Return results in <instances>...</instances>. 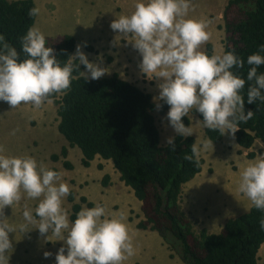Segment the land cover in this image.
<instances>
[{"label": "clouds", "instance_id": "clouds-1", "mask_svg": "<svg viewBox=\"0 0 264 264\" xmlns=\"http://www.w3.org/2000/svg\"><path fill=\"white\" fill-rule=\"evenodd\" d=\"M192 8V0H136L134 11L115 16L110 28L118 33L116 42L130 43L142 56L141 72L149 80L161 81L154 101L157 109L162 107L160 101L169 106L166 118L176 134L184 138L193 135V127L186 126L182 118L195 110L203 117L197 121L203 128L234 136L239 125L254 115L253 111L245 114L242 92L246 82H252L247 102L264 103V73L257 71L264 65V55L260 54L264 53V44L259 52L247 57L251 67L246 79L241 78L232 69L243 68L245 61L233 51L209 56L201 50L211 37L207 30L210 21L187 18ZM39 13V7H33L28 16ZM19 39L24 59L0 34V101L12 109L22 104L39 109L51 104L53 96L67 94L73 80H98L108 72L99 63L90 62L80 44L61 65L54 49L46 46V35L35 25ZM80 65L86 71H80ZM174 140H167L173 152ZM209 148L213 149L210 139L193 143L191 154L183 158L198 166L202 152ZM238 191L264 212V155L242 168ZM70 193L69 184L62 182V173L31 156L0 154V264H9L13 251L9 234L31 229H38L46 242L63 241L64 246L55 256L56 264H124L135 255L133 236L123 214L110 216L105 206L97 204L82 207L72 221L64 207ZM25 199L37 200L38 204L34 209L24 205V222L9 223L4 209H13ZM259 225L264 230V218ZM51 255L44 252L45 258Z\"/></svg>", "mask_w": 264, "mask_h": 264}, {"label": "trees", "instance_id": "trees-1", "mask_svg": "<svg viewBox=\"0 0 264 264\" xmlns=\"http://www.w3.org/2000/svg\"><path fill=\"white\" fill-rule=\"evenodd\" d=\"M33 7L36 5L32 0H0V34L18 52H21L19 38L34 25L36 16H28ZM223 21V53L233 51L245 61L243 68L234 67L232 71L246 79L251 67L247 64V57L259 52L264 44V0H229ZM46 41V46L54 49L61 65L74 53L75 39L70 35L46 37ZM205 53L212 55L211 44H206ZM24 58L21 52V59ZM83 69L80 65V71ZM257 71L258 74L264 73V65ZM250 83L246 82L242 95L245 114L253 111L254 115L247 123H241L234 134L236 144L245 151L256 142L264 144V103L259 100L252 104L247 102ZM58 96L52 97L58 106V133L70 148L80 150L83 167L88 168L97 157L111 162L120 181L140 202L143 219L137 223L136 229L157 232L184 264H258V252L264 246V230L260 229L259 221L264 218V212L253 205L246 213L227 220L217 234H209L205 229L198 234L194 232L191 220L180 207V199L183 186L201 172L203 161L199 159L197 166L183 158L191 154V145L195 143L191 136H174V152L170 145H160V134L152 115L156 106L149 93L113 74L98 80L78 78L73 80L71 90L61 95L59 101ZM159 103L162 105L161 114L169 111L166 103ZM192 113L199 120L203 119L199 112L194 110ZM182 119L186 126L190 125L188 117ZM204 134L212 143L223 139L218 131L204 128ZM258 154L264 155V151L260 150ZM60 156L67 157L66 148H62ZM247 158L253 159L255 154L250 152ZM58 159V156H52L53 161ZM63 165L72 169L67 160ZM109 179L104 175L101 185L107 187ZM73 194L71 191L67 197L72 204L69 215L72 221L81 204L89 208L94 206L85 197L74 203ZM168 235L178 245L170 241Z\"/></svg>", "mask_w": 264, "mask_h": 264}, {"label": "rangeland", "instance_id": "rangeland-1", "mask_svg": "<svg viewBox=\"0 0 264 264\" xmlns=\"http://www.w3.org/2000/svg\"><path fill=\"white\" fill-rule=\"evenodd\" d=\"M32 1L40 9L34 25L39 27L46 37L72 36L75 39L74 53L76 46L80 44L81 50L90 62L99 63L101 67L108 69L102 78L112 72L120 71L123 79L130 81L145 92L150 91L153 96L152 102L156 106L154 97L159 95L157 85L161 81L149 80L141 73L139 65L142 56L130 43L124 40L116 42L115 37L118 33L110 28L115 16L131 14L134 11L136 0ZM228 1L192 0L193 8L188 13L187 18L210 21L207 30L211 33V37L206 44L212 45V54H222L224 51L223 12ZM86 41L88 43H85ZM206 44L201 49L204 52ZM60 98L61 95L58 96L57 101ZM57 108L58 106L53 101L51 104L46 103V122L36 124L33 120L34 125L32 126V121L27 120L22 112L9 109L8 104L0 101V146L4 148V152L0 154L14 157L31 156L47 168H54L62 173V182L69 184L74 193V203H78L80 197H85L94 206L97 204L105 206L110 216L123 214L125 223L133 236L136 250L135 255L126 260L124 264H184L175 250L157 232L136 229L137 223L143 219L140 202L120 181L119 173L110 161L97 157L88 168L81 165L80 150L76 147L70 148L68 142L58 133ZM167 112L161 114L157 107L152 112L160 134L161 146L168 144V138L177 135L166 118ZM188 118L194 130L191 137L195 139L196 144H200L207 139L204 128L197 123L199 119L196 114L190 113ZM232 137V134L226 133L222 143H213V149L209 148L202 152L200 156L203 161L202 171L182 188L180 207L191 220L196 234L202 229L209 234H217L227 220L246 213L250 207L246 204L239 206L237 198H232L233 207H231V199L224 193V190L229 188L233 191L238 188L242 168L247 165L246 162H253L257 159L259 156L257 153L262 150L261 147L264 148V144L258 142L251 150L246 151L245 154L250 152L257 154L255 158L248 159L247 155L243 158L242 152L239 151L236 154L229 148L232 144L238 147ZM62 148L67 149L65 159L60 156ZM229 149L230 152L226 154ZM52 156H58L59 159L53 161ZM64 160L71 164V170L64 167ZM99 166L102 167L99 168ZM104 175L110 176L107 187L101 185ZM25 204L34 209L38 201L25 199L13 209L6 206L4 213L9 218V223L18 225L24 222L22 214ZM71 205L66 197L64 207L69 215ZM82 207L86 205L81 204ZM9 238L13 244L9 264H56L55 256L64 246L63 241L46 242L38 229H31L26 233L19 231L10 233ZM167 238L178 245L170 235ZM44 252H50L52 255L45 258ZM258 264H264V246L259 249Z\"/></svg>", "mask_w": 264, "mask_h": 264}, {"label": "crops", "instance_id": "crops-1", "mask_svg": "<svg viewBox=\"0 0 264 264\" xmlns=\"http://www.w3.org/2000/svg\"><path fill=\"white\" fill-rule=\"evenodd\" d=\"M85 43H88V41H86ZM83 71H85V69H83ZM142 73V72H141ZM113 74H117L118 75V77L120 78V79H123L122 77H121V75H120V71H118V72H112L110 75H107V76H105V78L106 77H110V76H112ZM124 81H127V82H129V83H131L130 81H128V80H126V79H123ZM142 90V89H141ZM159 91V90H158ZM147 93H149L150 95H151V97H153L152 96V93L150 92V91H147ZM6 103V102H5ZM6 104H8V103H6ZM8 108L9 109H12L11 107H10V105L8 104ZM16 110H18V111H20V112H22L23 114H24V116L26 117V119L27 120H30V122H31V125L33 126L34 125V123H33V120L36 122V124L37 123H41L42 122V124L44 123V122H46V109H45V105L44 106H42L41 108H39V109H37V108H35V107H33V105H31V104H22L20 107H18V108H15ZM40 126V125H39ZM234 137V136H233ZM232 137V138H233ZM223 138H224V135H223ZM222 141H223V139H222ZM222 141L221 142H219V143H222ZM256 143H258V142H256ZM255 143V144H256ZM260 143V142H259ZM254 144V145H255ZM261 144H263V143H261ZM231 150H234L235 152H236V154L240 151V152H242V156H244L243 158H245L246 156L245 155H247V154H245V153H247L246 151H249V150H251V149H249V150H241L239 147H236V146H233V144L229 147ZM230 149H229V151H227L226 152V154L227 153H229L230 152ZM261 151H264V148L263 147H261ZM260 151V150H259ZM258 151V152H259ZM253 153V152H252ZM258 154V153H257ZM257 154H255V157H256V155ZM246 164H248V162H246ZM203 166V165H202ZM202 171V170H201ZM110 177V176H109ZM110 188V187H109ZM109 192V191H108ZM224 193H226L229 197H230V199H231V204L233 203V201H232V198H237V199H239V202H238V205L240 206V204L242 205V206H244L245 204H246V206H252V204H251V201L247 198V197H245L243 194H241L239 191H238V188L237 189H235V190H233V191H231L229 188L228 189H226V190H224ZM231 207H233V204H232V206ZM250 207H248V210L250 209ZM183 211V210H182ZM226 211V210H225ZM184 212V211H183ZM184 214H185V212H184ZM162 247H164V249H166L165 248V246H162Z\"/></svg>", "mask_w": 264, "mask_h": 264}]
</instances>
